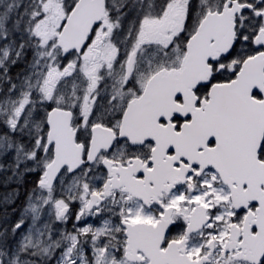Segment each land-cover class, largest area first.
<instances>
[{
    "label": "snow or ice",
    "instance_id": "6c2138e0",
    "mask_svg": "<svg viewBox=\"0 0 264 264\" xmlns=\"http://www.w3.org/2000/svg\"><path fill=\"white\" fill-rule=\"evenodd\" d=\"M0 264H264V0H0Z\"/></svg>",
    "mask_w": 264,
    "mask_h": 264
}]
</instances>
